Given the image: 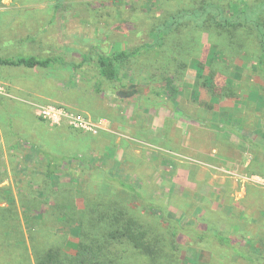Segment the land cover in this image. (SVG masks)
<instances>
[{
	"label": "rangeland",
	"instance_id": "rangeland-1",
	"mask_svg": "<svg viewBox=\"0 0 264 264\" xmlns=\"http://www.w3.org/2000/svg\"><path fill=\"white\" fill-rule=\"evenodd\" d=\"M203 1L0 0V55L55 60L0 63V264L75 256L81 217L114 205L163 242L158 264H264V0H206L250 18L185 22L146 47ZM135 49L119 87L137 93L122 98L97 60ZM48 105L100 127L45 119ZM117 247L122 264H154Z\"/></svg>",
	"mask_w": 264,
	"mask_h": 264
},
{
	"label": "trees",
	"instance_id": "trees-1",
	"mask_svg": "<svg viewBox=\"0 0 264 264\" xmlns=\"http://www.w3.org/2000/svg\"><path fill=\"white\" fill-rule=\"evenodd\" d=\"M225 8L215 5L210 1L204 0L199 6L179 10L176 13L170 14L158 26L156 40L153 44H147L146 47L161 45V35L170 34L174 29H179L185 22H192L195 25L201 26L206 20L213 21L218 25H234L240 24V18L249 20L250 14L241 11L234 15L235 19L229 15L226 16ZM258 18H254L255 27L259 31V38L264 48V22H260L259 10L255 11ZM232 23V21H237ZM138 50V49H137ZM136 53V49L132 51H118L116 54L104 56L100 55L97 60L99 74L102 78L111 84L114 92L118 91V95L122 98L132 96L137 93L135 85H125L119 87V83L123 82L121 71L127 59ZM91 59V58H90ZM89 60V57L88 59ZM55 60L53 58L40 59L36 56L6 58L0 55V63L2 65H12L26 68H47ZM119 87V88H118ZM172 87V86H171ZM55 170L52 172L54 173ZM101 213L98 217L91 215L81 217V222L88 232L84 235L77 245V254L70 256L65 253L62 248L54 247L46 252L42 257H39V264H122L124 251L117 245L127 243L132 248L137 249L139 253L147 256L154 264H158L165 254L163 242L157 238H152L149 235L148 229L136 218L129 216L128 210L114 205L111 210ZM222 245H231L230 239L227 236H219ZM175 249H179L177 242L172 243ZM234 250H239L235 245Z\"/></svg>",
	"mask_w": 264,
	"mask_h": 264
},
{
	"label": "built area",
	"instance_id": "built-area-1",
	"mask_svg": "<svg viewBox=\"0 0 264 264\" xmlns=\"http://www.w3.org/2000/svg\"><path fill=\"white\" fill-rule=\"evenodd\" d=\"M4 89L5 88L0 85V93H2ZM40 115L45 119L55 122H58L62 116L68 117L72 126L84 131L95 132L97 128L100 127L98 124H96L89 118L87 119L83 114H72L68 116L66 111L60 108H56L53 105H48L45 107L43 106L40 110Z\"/></svg>",
	"mask_w": 264,
	"mask_h": 264
},
{
	"label": "crops",
	"instance_id": "crops-1",
	"mask_svg": "<svg viewBox=\"0 0 264 264\" xmlns=\"http://www.w3.org/2000/svg\"><path fill=\"white\" fill-rule=\"evenodd\" d=\"M126 98V97H125Z\"/></svg>",
	"mask_w": 264,
	"mask_h": 264
}]
</instances>
